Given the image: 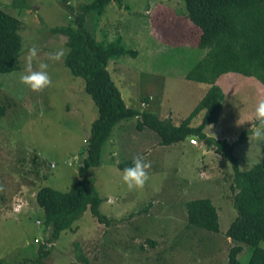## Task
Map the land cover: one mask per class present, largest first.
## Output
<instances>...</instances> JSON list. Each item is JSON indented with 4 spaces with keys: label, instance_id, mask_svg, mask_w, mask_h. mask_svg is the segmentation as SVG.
Listing matches in <instances>:
<instances>
[{
    "label": "rangeland",
    "instance_id": "rangeland-1",
    "mask_svg": "<svg viewBox=\"0 0 264 264\" xmlns=\"http://www.w3.org/2000/svg\"><path fill=\"white\" fill-rule=\"evenodd\" d=\"M60 1L26 0L21 7L19 1L0 0V8L22 23L23 39L19 68L0 73V106H4L0 114V258L7 264H66L79 261L76 253L81 250L89 264H228L230 239L225 231L236 216L230 199L231 163L194 137L195 144L186 139L160 145L154 130L137 129L136 117L123 118L114 126L98 164L85 172L101 201L99 211L110 224L98 222L86 208L72 224L73 230L46 242L50 228L43 229L35 193L45 184L65 192L79 178V151L97 112L84 91L83 79L70 72L64 59L51 67L53 83L42 93L19 83L32 45L45 52L61 48L67 52L66 37L48 30L65 24L70 16ZM89 1L69 3L76 7ZM145 2L124 0L120 7L112 2L99 19L96 38L100 39L102 27L108 40L120 35L124 47L136 51L113 58L107 67L125 104L175 124L210 86L186 78L205 57V51L198 49L200 30L183 15L182 0H151L146 11ZM213 83L221 91L222 109L217 123L207 124L203 131L231 142L251 125L264 84L234 70L222 71ZM202 114L193 117L191 125H197ZM18 152L25 155L20 160L15 157ZM33 152L40 161L37 173ZM263 153L264 141L254 139L251 131L234 149L241 170L250 168ZM137 154L151 161L149 180L143 188L129 190L118 163ZM204 197L216 208L218 232L186 227L185 202ZM16 205L18 211L13 210ZM260 245L264 247V241ZM43 251L48 253L42 255ZM250 253L251 247L244 245L238 259L246 262Z\"/></svg>",
    "mask_w": 264,
    "mask_h": 264
},
{
    "label": "trees",
    "instance_id": "trees-1",
    "mask_svg": "<svg viewBox=\"0 0 264 264\" xmlns=\"http://www.w3.org/2000/svg\"><path fill=\"white\" fill-rule=\"evenodd\" d=\"M149 1L151 0L145 2V11L148 10ZM12 2L21 7L26 6V0ZM60 2L70 12V16L65 24L49 27L48 30L56 37L59 34L66 37L64 65L74 76L83 79L84 91L91 96L97 112L90 122L83 149L79 151L82 156L81 164L77 167L79 178L65 192L45 184L35 193V203L42 212L43 229L50 228V236L46 242H54L64 230H73L72 224L86 208H89L98 222L110 224L111 220L99 211L101 201L94 188L89 185L85 172L88 166L98 164L103 146L112 135L114 126L123 118L136 117L137 129L148 127L154 130L160 138V145H171L194 137L213 146L231 163L230 199L236 216L225 231V236L230 239L227 262L264 264V247L260 245L264 241V153L259 161L246 170L239 168L234 154L235 147L247 138L255 120L253 118L251 125L247 124L246 129L231 142L207 136L203 131L207 124L217 123L222 109L221 91L213 83L219 73L226 70L239 71L257 77L264 84V0H182L183 15L200 29L198 49L205 51V57L193 65L186 73V78L206 82L210 86L189 114L175 124L170 118H160L148 110L140 111L136 107L127 106L107 70L113 58L125 53H136L124 47L120 35L108 40L107 32L102 27L98 31L100 39L96 38L95 32L105 8L112 2L120 7L124 0H90L79 3L76 7L69 0ZM21 29L19 19L0 8V73L19 68L23 40ZM3 110L4 106H0V114H3ZM201 111V121L197 125H191L192 118ZM22 156L25 155L19 152L15 154L18 160ZM31 161L37 173L40 166L38 155ZM131 163L132 159L127 158L118 163V167L123 170L131 166ZM184 183L186 184L185 181ZM184 207L187 228L219 231L218 213L210 198L188 200ZM244 245L251 247L246 262L238 259ZM43 247L41 243L39 250L42 251ZM47 253L43 251L42 255ZM76 258L79 261L66 264H89V259L81 254V250L76 253ZM0 264L7 263L0 258Z\"/></svg>",
    "mask_w": 264,
    "mask_h": 264
},
{
    "label": "clouds",
    "instance_id": "clouds-1",
    "mask_svg": "<svg viewBox=\"0 0 264 264\" xmlns=\"http://www.w3.org/2000/svg\"><path fill=\"white\" fill-rule=\"evenodd\" d=\"M65 56L66 52L62 48L54 52H45L39 45H32L26 51L25 66L23 72L19 75V83L32 92L42 93L53 83L50 74L51 67L63 60ZM254 120L255 123L250 128L252 136L256 140L264 141V95L259 96L256 101ZM131 159V166L123 168L121 179L129 190L143 188L149 180L151 161L146 160L139 154L134 155ZM2 190L3 186L0 185V191ZM18 207V205L14 206L13 210L18 211ZM36 223H38V220H36Z\"/></svg>",
    "mask_w": 264,
    "mask_h": 264
},
{
    "label": "built area",
    "instance_id": "built-area-1",
    "mask_svg": "<svg viewBox=\"0 0 264 264\" xmlns=\"http://www.w3.org/2000/svg\"><path fill=\"white\" fill-rule=\"evenodd\" d=\"M189 141H190L191 144H195L196 143V141L193 138H190Z\"/></svg>",
    "mask_w": 264,
    "mask_h": 264
},
{
    "label": "crops",
    "instance_id": "crops-1",
    "mask_svg": "<svg viewBox=\"0 0 264 264\" xmlns=\"http://www.w3.org/2000/svg\"><path fill=\"white\" fill-rule=\"evenodd\" d=\"M111 155V154H110ZM108 199V198H107Z\"/></svg>",
    "mask_w": 264,
    "mask_h": 264
}]
</instances>
